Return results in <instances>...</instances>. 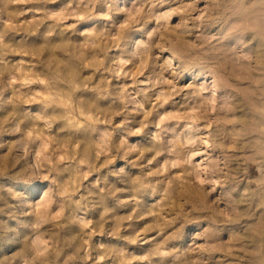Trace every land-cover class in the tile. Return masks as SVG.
<instances>
[{"label": "clouds", "instance_id": "obj_1", "mask_svg": "<svg viewBox=\"0 0 264 264\" xmlns=\"http://www.w3.org/2000/svg\"><path fill=\"white\" fill-rule=\"evenodd\" d=\"M0 264H264V0H0Z\"/></svg>", "mask_w": 264, "mask_h": 264}]
</instances>
